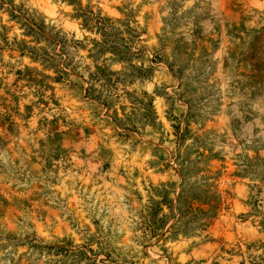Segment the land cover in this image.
Masks as SVG:
<instances>
[{
  "label": "rangeland",
  "instance_id": "obj_1",
  "mask_svg": "<svg viewBox=\"0 0 264 264\" xmlns=\"http://www.w3.org/2000/svg\"><path fill=\"white\" fill-rule=\"evenodd\" d=\"M0 264H264V0H0Z\"/></svg>",
  "mask_w": 264,
  "mask_h": 264
}]
</instances>
